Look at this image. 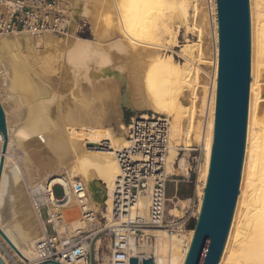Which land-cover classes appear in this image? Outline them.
<instances>
[{
    "label": "bare ground",
    "instance_id": "6f19581e",
    "mask_svg": "<svg viewBox=\"0 0 264 264\" xmlns=\"http://www.w3.org/2000/svg\"><path fill=\"white\" fill-rule=\"evenodd\" d=\"M71 1L73 29L87 18L90 39L72 31L68 38L50 33L0 38V103L6 123V141L0 152V231L11 243L0 234V244L21 259L33 258L34 245L45 234L29 200L41 183L64 188V197L49 205L60 235L65 224L71 231L80 225L76 217L71 223L68 217V208L75 202L71 191L75 178L84 184L89 208L94 213L103 211L105 217L100 215L109 220L111 189L120 173L115 152L127 146L124 107L169 119L168 174L175 175L178 161L177 172L189 177V151L201 146L197 214L208 175L218 34L215 23V45H211L205 0ZM248 1L251 51L245 150L239 193L217 264H264V0ZM181 28L196 38L183 47L184 63L164 54L166 47L177 43ZM133 66L140 69L149 99L136 107L130 104L127 81L121 76L122 69ZM97 86L110 87L112 99L118 91L112 110L106 109L109 105L100 99ZM85 87L91 88L90 95L84 93ZM112 127L121 139L117 147L106 136ZM35 149L46 152L38 169L31 157ZM16 155L19 164L11 159ZM49 163L53 169L46 172ZM147 206L141 198L138 214L147 215ZM60 215L64 223L58 221ZM175 217L169 224H176ZM84 228L83 223L79 229ZM192 235L193 231L177 235V231L147 230L132 243V254L140 260L151 258L153 264H183Z\"/></svg>",
    "mask_w": 264,
    "mask_h": 264
},
{
    "label": "built area",
    "instance_id": "2783aa9c",
    "mask_svg": "<svg viewBox=\"0 0 264 264\" xmlns=\"http://www.w3.org/2000/svg\"><path fill=\"white\" fill-rule=\"evenodd\" d=\"M204 8L209 22L211 45L214 46L216 0H205ZM72 13L73 3L70 0H0V38L23 33L68 36L73 29ZM125 124L127 146L115 152L120 173L111 189L109 220L98 217V213L89 208L84 184L75 180L71 191L85 228L60 235L52 221L49 205L64 197V188L47 181L41 183L40 189L32 193L29 200L41 220L40 210L47 209L45 224H51L54 233L48 234L45 229V234L34 245V256L31 259H21L0 244V258L5 264H92V253L95 264H129V258H137L141 262L132 254L131 247L132 243L144 235V231L164 229L171 233L188 221L189 218L182 222L176 219L175 225L169 224L174 217L167 212L170 200L167 197V184L175 181L171 178L182 176L170 175L166 170L169 119L148 111L146 116L138 114L130 117ZM3 141L4 136L0 132V152ZM199 150L200 146H197L196 150L189 151L187 159L191 157L192 163L188 166L187 179L191 173L199 171ZM56 187L62 191L60 197L55 194ZM141 198L147 200V215L138 214ZM133 212L136 214L131 217ZM58 221L62 222L63 217L58 216ZM104 242L108 244L106 259L101 257Z\"/></svg>",
    "mask_w": 264,
    "mask_h": 264
},
{
    "label": "water",
    "instance_id": "95a60500",
    "mask_svg": "<svg viewBox=\"0 0 264 264\" xmlns=\"http://www.w3.org/2000/svg\"><path fill=\"white\" fill-rule=\"evenodd\" d=\"M216 11L218 67L213 143L202 202L183 264L218 263L239 193L245 150L251 51L249 1L216 0ZM0 132L6 141L1 104ZM1 165L2 160L0 171ZM0 264H5L1 258ZM129 264H153V259L142 258L139 262L129 258Z\"/></svg>",
    "mask_w": 264,
    "mask_h": 264
},
{
    "label": "rangeland",
    "instance_id": "374dc122",
    "mask_svg": "<svg viewBox=\"0 0 264 264\" xmlns=\"http://www.w3.org/2000/svg\"><path fill=\"white\" fill-rule=\"evenodd\" d=\"M80 21L78 22V24L76 26V28L77 27L78 28L72 29V32L74 33V35L77 37H80V38L92 37L89 20L87 18L84 19V17H83V19H81ZM208 24L209 23H207V25ZM208 29H209V27H208ZM72 32L70 35L73 34ZM75 32L76 33L78 32V33L76 34ZM62 37L68 38L69 35L68 36H62ZM195 40H196V38L194 35H192L191 33L185 34L184 28H181L179 33H178V36H176L177 43L172 47H169V48L166 47L164 54L165 55H171L172 58L178 63H184L186 61V59L182 55L184 53L183 47H184L185 43H187L188 41H195ZM162 43L164 44L165 40H163ZM119 48L122 51V48L120 46H119ZM151 61H152V59H151ZM120 65L123 66L125 64L121 63ZM139 71H140V69H138V67H136V66H133L129 69H122V71H121V74H122L121 76L124 75L126 78L127 85H128V99L130 101V104L133 107L139 106L141 104L145 105V104H147V102L149 100L148 95H147L146 85H145V83H143V78H141V76H142L141 73H138ZM209 81H210V79H209ZM56 88H57V90L60 89L59 84H58V86L56 85ZM96 88L98 90L97 89H95V90L100 91V92H98V94L100 93L102 95V96L100 95L101 96L100 99L102 101L104 100L105 105L106 104L109 105V107L107 105H106L107 107L105 106L106 109H108V111L110 109L112 110L113 105H114L113 104L114 101H115V103H117L118 99H119L118 91L115 92L116 97L112 99L109 97V94L112 91L110 87L105 86V88H103V86H97ZM99 88H100V90H99ZM83 91H85L84 93L90 92L86 95H90L92 92L91 88H87V87H85V89L83 88ZM103 91H105V92L103 93ZM1 97H2V93L0 90V98ZM109 98H110V102H112V103L109 102ZM111 99H112V101H111ZM105 102H108V103H105ZM3 105H5V103H3ZM5 107H6V105H5ZM146 112H148V111L139 112V111L131 110L129 108L124 107L122 110V114H123L122 121H123V123H125V122L127 123L129 121L130 117H133V116L138 115V114H146ZM106 136L108 139H110L113 142L114 147H117L121 144V139L119 138V133L117 132V130L114 127H112V129L110 131H106ZM194 148H197V146ZM35 150H34L35 154H31V157H32V161L34 163L33 164L34 167L37 168L38 163L41 162V159H43L42 155H44L46 152L43 154H40V151L38 149L36 150L37 152ZM38 152H39V154H38ZM199 153L201 154V163H202V161H203L202 160L203 159L202 149L199 150ZM49 155H50V153H49ZM178 158H180V156H178ZM11 159H12V161L15 159L13 162L19 161L17 155L14 157L12 156ZM187 160H188L187 164L192 163L191 157ZM187 166H189V165H187ZM52 169H53L52 163H49V167L47 168L46 172L50 171ZM174 169H176L175 175H182V176L171 178L175 181L169 182L167 184V197L170 199L169 202L167 203V212H168L169 216L175 217L174 216V210L177 209L178 215L175 218H177L178 222H182L184 220H187V218H189L188 221L181 228H178V230H177V235L178 234L179 235L180 234L186 235L188 231H192V229L187 228V224L189 223L190 220L196 219V217L198 216V214H197L198 197H197L196 191H197V188L200 186V183L198 182V177H197L198 172L197 173H191V177L189 179H187V175L177 172V161H176V164H174ZM74 180L81 181L80 178H75ZM55 194L57 197H60L62 195V191H61L60 187L55 188ZM173 196H176V198H173ZM73 198H74V196H73ZM182 203H184L185 205ZM102 208L105 211L106 208L104 206ZM101 209H100V211H101ZM100 211H96V212H100ZM106 212H107V210H106ZM100 214H103L105 217V214L103 211L100 212ZM100 214L98 213V217H102ZM40 216H41L42 220H44V221L46 220V218L48 216V211L46 208H42L40 210ZM68 217H70L69 218L70 223L76 217L75 220H77L80 223V225L78 227L74 228L73 231H71V230H68V228H67L68 225L65 224V231L61 235L71 234L74 231H76L77 229L81 228L83 225L81 218H80L78 207L76 206V201L74 202L72 207L68 208ZM64 222L65 221L63 220V223ZM45 229H46L48 234L54 233V230H53V227L51 224H46ZM171 233H176V231L171 232ZM173 235H175V234H173ZM107 255H108V244H106V242H104L102 244V248H101V257L103 259H106ZM92 264H95L94 263V253H92Z\"/></svg>",
    "mask_w": 264,
    "mask_h": 264
},
{
    "label": "trees",
    "instance_id": "16d2710c",
    "mask_svg": "<svg viewBox=\"0 0 264 264\" xmlns=\"http://www.w3.org/2000/svg\"><path fill=\"white\" fill-rule=\"evenodd\" d=\"M90 38H84V39H90ZM194 224H195V219L190 220L189 223L187 224V228L188 229H193L194 228Z\"/></svg>",
    "mask_w": 264,
    "mask_h": 264
},
{
    "label": "crops",
    "instance_id": "0c3cea01",
    "mask_svg": "<svg viewBox=\"0 0 264 264\" xmlns=\"http://www.w3.org/2000/svg\"><path fill=\"white\" fill-rule=\"evenodd\" d=\"M124 119H125V118H124ZM124 124H125V123H124ZM38 214H39V213H38ZM39 219H40V217H39ZM40 221H41V223H42V226H43V229H44V233H45V225H46V224H45V221H44V220L42 221L41 219H40ZM67 228H68V227H67ZM64 229H65V228H64Z\"/></svg>",
    "mask_w": 264,
    "mask_h": 264
}]
</instances>
